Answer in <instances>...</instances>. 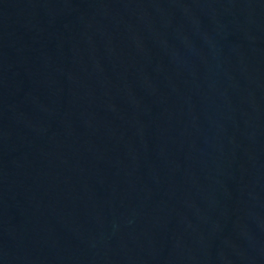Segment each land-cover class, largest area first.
Masks as SVG:
<instances>
[{"label":"water","instance_id":"obj_1","mask_svg":"<svg viewBox=\"0 0 264 264\" xmlns=\"http://www.w3.org/2000/svg\"><path fill=\"white\" fill-rule=\"evenodd\" d=\"M0 264H264V0H0Z\"/></svg>","mask_w":264,"mask_h":264}]
</instances>
